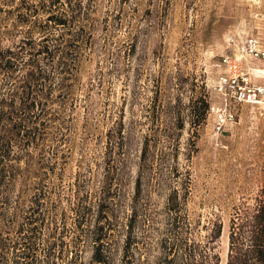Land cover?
I'll use <instances>...</instances> for the list:
<instances>
[{
  "label": "rangeland",
  "instance_id": "1",
  "mask_svg": "<svg viewBox=\"0 0 264 264\" xmlns=\"http://www.w3.org/2000/svg\"><path fill=\"white\" fill-rule=\"evenodd\" d=\"M51 1L0 0L3 48L24 58L26 47H67L63 70L40 53L48 78L37 90L48 98L11 149L21 182L0 209L6 245L18 237L14 207L25 215L39 194L38 257L56 239L58 264L75 251L92 264L100 219L114 264H154L162 240L203 242L222 223L226 264L230 223L264 183V105L228 103L234 117L219 129L215 83L223 56L247 35L264 40V0ZM10 86L0 72V104ZM77 205L88 210L79 227Z\"/></svg>",
  "mask_w": 264,
  "mask_h": 264
},
{
  "label": "trees",
  "instance_id": "2",
  "mask_svg": "<svg viewBox=\"0 0 264 264\" xmlns=\"http://www.w3.org/2000/svg\"><path fill=\"white\" fill-rule=\"evenodd\" d=\"M55 1L58 0H52L51 4H54ZM74 7L72 6L73 10ZM62 16L49 12L47 22L52 20L63 23ZM25 49L26 52L24 51L25 55L22 58L19 56V52L17 53L10 47L3 48L0 45V72H3L6 80L11 84L8 96L3 98V103L0 104V122L2 123L0 127V209L7 210L6 212L9 209L5 207L4 193L10 186L21 182V178L17 177V167H14L15 164L11 162V149L16 143L17 137L26 128L27 121H31L29 115L34 107L38 103L41 104L42 98H48L44 95L42 97L37 90V86L48 78L44 75L41 67L40 53L44 52L52 58L51 60L56 64V66L53 65V68L56 70H63L67 62V47L56 51L48 46L38 49L30 46ZM17 71L20 73L17 74ZM61 72L59 71V73ZM202 101L206 111L209 105L205 99ZM33 128L36 129L37 126H33ZM104 193L105 191H103ZM106 199L107 196L103 195L100 200V209H98L100 212L105 210L101 206L106 203ZM39 202L40 197L37 194L27 205L26 214L23 216L18 215L17 209L14 207L12 224L17 227L18 237L11 241L12 245L7 246L0 233V264H5L8 261V250L13 253L11 264H58L57 258L63 257L62 245L58 244L56 239L48 240L42 256H37L36 236L37 232L41 231L40 224H38L41 209ZM4 211L0 212L1 222L5 217ZM75 211L78 220L77 227H79L86 221L88 210L86 206L77 205ZM235 214L229 226L226 264H264V183L253 203ZM100 222L102 221L98 219V223L91 231L96 242L93 247L92 264H114L107 253L103 238L106 235H104L103 225H99ZM221 232L222 223H216L209 228L203 242L194 240L178 242L177 240L164 239L161 241L162 253L156 257L154 264H220V257L216 252L215 245ZM57 246H59L58 255L55 250ZM75 246L77 247V244ZM69 261L70 264H83L77 251Z\"/></svg>",
  "mask_w": 264,
  "mask_h": 264
},
{
  "label": "built area",
  "instance_id": "3",
  "mask_svg": "<svg viewBox=\"0 0 264 264\" xmlns=\"http://www.w3.org/2000/svg\"><path fill=\"white\" fill-rule=\"evenodd\" d=\"M219 65L223 72L217 77L215 89L225 101V106L218 109L220 129L227 119L234 117L228 103L264 105V40L247 35L239 51L223 56Z\"/></svg>",
  "mask_w": 264,
  "mask_h": 264
},
{
  "label": "crops",
  "instance_id": "4",
  "mask_svg": "<svg viewBox=\"0 0 264 264\" xmlns=\"http://www.w3.org/2000/svg\"><path fill=\"white\" fill-rule=\"evenodd\" d=\"M264 34V33H263ZM252 35H254V34H252ZM259 63H262V62H259ZM263 64V63H262Z\"/></svg>",
  "mask_w": 264,
  "mask_h": 264
}]
</instances>
